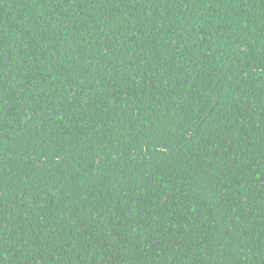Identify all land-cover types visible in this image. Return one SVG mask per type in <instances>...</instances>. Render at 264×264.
<instances>
[{
	"label": "trees",
	"instance_id": "16d2710c",
	"mask_svg": "<svg viewBox=\"0 0 264 264\" xmlns=\"http://www.w3.org/2000/svg\"><path fill=\"white\" fill-rule=\"evenodd\" d=\"M0 264H264V0H0Z\"/></svg>",
	"mask_w": 264,
	"mask_h": 264
}]
</instances>
